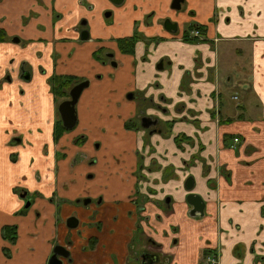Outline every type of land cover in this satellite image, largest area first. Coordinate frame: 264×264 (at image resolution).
Instances as JSON below:
<instances>
[{
	"label": "crops",
	"instance_id": "crops-1",
	"mask_svg": "<svg viewBox=\"0 0 264 264\" xmlns=\"http://www.w3.org/2000/svg\"><path fill=\"white\" fill-rule=\"evenodd\" d=\"M172 3L0 0V28L10 37L0 41V264H48L57 243L71 253L65 264H139L138 233L166 264H203L205 249L219 253V264H264V0ZM191 23L206 25L204 41L183 40ZM136 28L161 39L123 53L117 39ZM99 49L111 60L95 58ZM54 73L90 80L76 105L77 132L111 150L105 186L85 181L95 166L75 169L83 152L64 162L70 149L62 144L73 135L54 141ZM143 115L173 122L144 128ZM132 118L140 128L126 127ZM178 135L191 138L177 143ZM139 163L148 180H138ZM137 185L150 197L139 208ZM15 187L41 194L25 213ZM189 193L204 199V216L190 214ZM14 223L11 244L2 228Z\"/></svg>",
	"mask_w": 264,
	"mask_h": 264
},
{
	"label": "trees",
	"instance_id": "trees-1",
	"mask_svg": "<svg viewBox=\"0 0 264 264\" xmlns=\"http://www.w3.org/2000/svg\"><path fill=\"white\" fill-rule=\"evenodd\" d=\"M195 28L200 29L203 33H205V31H206V25L191 23L184 30V33H183V40L184 41L199 42V41L205 40V39H200L198 37H193L190 35L191 31L194 30ZM7 39H9L8 35L6 34V32L3 29L0 28V41H6ZM150 39H155L156 41H160L161 38L160 37H152ZM150 39L148 37L144 36L143 33H141L136 28L135 32L132 36L119 38V39H117V41H118L119 48L123 53H133L134 49H135V45L139 40L148 41ZM103 54H105V53L102 52V49H99V50L94 52V57L98 58L102 61L111 60V58L108 57V54H105L106 56H104ZM80 81H82V79L80 77L74 76V75H59V74L52 75L49 79V82L51 85V92L53 93L57 102H59L61 100V98L67 97L69 90L75 84H77ZM135 120H136L135 118L129 119L125 124L126 127L127 128H132V127L140 128V126H138L135 123ZM172 122L173 121L166 122V123L168 124V123H172ZM66 131H67V129L62 124V121L57 118L56 122H55V126H54V131H53L54 141L57 142L60 139V137ZM190 138L191 137H187L185 135L184 136L178 135L177 138H175V139H176L177 143H180L181 141H184L185 139L190 140ZM139 166H140V168H142V164L139 163ZM14 191L19 193L21 191V189L18 187H15ZM38 195H40V194H38ZM138 197L141 200V203H139V205H138L139 207L142 205V203L150 201V199L148 197H145L144 195H139V193H138ZM25 211H26V209L24 208L21 211V213H25ZM2 236L5 240H7L11 243H15L17 240V237H18L17 225H5V226H3ZM3 250L7 256L11 255V251L9 248L4 247ZM204 252L209 253L210 250L206 249V250H204Z\"/></svg>",
	"mask_w": 264,
	"mask_h": 264
},
{
	"label": "water",
	"instance_id": "water-1",
	"mask_svg": "<svg viewBox=\"0 0 264 264\" xmlns=\"http://www.w3.org/2000/svg\"><path fill=\"white\" fill-rule=\"evenodd\" d=\"M115 3H122L124 0H113ZM183 0H173L172 7L176 9H180L182 5ZM165 27L169 31H176L177 30V24L172 22L170 19L165 20ZM89 37V31L87 29L83 30L81 32V39H88ZM16 41H19L18 38H15ZM115 64V62H113ZM23 76L25 73L24 68L22 69ZM89 85V81H82L76 85H74L69 94L70 98L62 101L58 106V111L60 113L62 122L64 126L67 129H71L75 127V125L78 122V115H77V109L76 105L77 102L83 92V90ZM157 119H152L149 116H143L141 118V125L144 128H149L153 124H157ZM192 183V184H190ZM186 187L190 190L193 188V182L192 179L189 178L186 182ZM21 198H26L27 192L22 193ZM146 197V196H145ZM169 198V197H168ZM90 199L85 200L84 202H89ZM167 201L169 199H166ZM187 201L192 206V209L190 211V214L192 216H204L205 215V207L206 203L201 195L196 193H189L187 195ZM31 205V200H27L25 204V208H28ZM79 220L76 216H70L67 219V225L70 228H75L78 226ZM70 252L69 250L63 246V245H56L53 249V253L51 257L49 258L48 264H64V258H69ZM154 257V255L152 256ZM146 258V254L143 255V259Z\"/></svg>",
	"mask_w": 264,
	"mask_h": 264
},
{
	"label": "rangeland",
	"instance_id": "rangeland-1",
	"mask_svg": "<svg viewBox=\"0 0 264 264\" xmlns=\"http://www.w3.org/2000/svg\"><path fill=\"white\" fill-rule=\"evenodd\" d=\"M102 52H104L103 49H102ZM4 78H6V76L3 77V79ZM4 80L7 81L8 79H4ZM57 104H58V102H57ZM58 119H60V117H58ZM158 123H161V122H158ZM78 126L79 125L77 124L76 127L69 129L64 133V135H73L74 136V139L72 141H69L66 144H62V146H64L65 148L67 146H69V149H70V151H63L62 152L63 155L67 154L66 155L67 159L64 162L69 161V159L72 156V153L75 149H76L75 150L76 152H77V150L79 152H83L84 153L83 156L78 154V161L79 162L75 166V169H79V171L80 170L84 171L85 168L80 167L84 164H88V166L91 168H93V166H95V168H97L96 171H93V170L86 171V173H85L86 180L85 181L89 182V184L93 187L99 188V187L105 186L104 182H105L106 176L104 173L106 172V167L109 166V162L113 163L112 160H107L110 156L111 150L105 146V141L100 139L99 138L100 136H95L93 133H90V132L87 133L85 131H78L77 132ZM162 126L165 129H166V127L168 128L167 123H165V124L161 123L160 127H162ZM165 129H163V130H165ZM87 130H89V129H87ZM88 142H91V144H87ZM70 143H72L74 145L73 148L70 147ZM77 144L81 145V146H77ZM98 144H99V146H98ZM115 161H117V159H115ZM106 162H108V163H106ZM92 175H93V177H90ZM100 196H101V194L99 195L98 199L100 198ZM93 198L95 200H97L95 197H93ZM10 225H17V224L14 223V224H10ZM17 227H18V225H17ZM7 242H9V241H7ZM9 243H11V242H9ZM11 244H13V243H11ZM135 244H136L135 245V247H136V255L135 256L140 260V262H141V255L143 253H145L146 251H152V252H155V254H159V252L157 251L156 245H153L151 243V241L143 233L137 234ZM5 247L9 248L10 251H12L11 247H9L7 245H5ZM140 262H139V264H141ZM165 264H166V262H165Z\"/></svg>",
	"mask_w": 264,
	"mask_h": 264
},
{
	"label": "flooded vegetation",
	"instance_id": "flooded-vegetation-1",
	"mask_svg": "<svg viewBox=\"0 0 264 264\" xmlns=\"http://www.w3.org/2000/svg\"><path fill=\"white\" fill-rule=\"evenodd\" d=\"M84 30V29H83ZM9 37V36H8ZM9 39H10V37H9ZM9 39H7V40H9ZM106 54V53H105ZM105 54H103L104 56H106ZM110 61V60H109ZM115 62V61H114ZM24 67H25V73L24 74H27L28 76H30V73H28L29 71H27V69H26V66H25V64L23 65ZM21 67V69H23L24 67ZM55 74H57V73H54L53 75H55ZM59 75H74V74H59ZM25 76V75H24ZM52 76V75H51ZM50 76V77H51ZM74 76H77V75H74ZM50 77H49V79H50ZM78 77H80V76H78ZM81 79H82V81H89V84H90V80L88 79V78H85V77H80ZM82 81H80V82H82ZM80 82H78V83H80ZM77 83V84H78ZM76 85V84H75ZM89 86V85H88ZM87 86V87H88ZM86 87V88H87ZM85 88V89H86ZM84 89V90H85ZM71 90V89H70ZM70 90H69V92H70ZM84 90H83V92H84ZM69 92H68V96L67 97H65V98H61V100L58 102V106H59V104L62 102V101H64V100H66V99H69L70 98V94H69ZM82 92V93H83ZM82 95V94H81ZM81 97V96H80ZM80 99V98H79ZM79 101V100H78ZM78 103V102H77ZM58 106H57V118L58 117H60V119H61V116H60V113H59V111H58ZM76 109H77V107H76ZM78 115V114H77ZM146 116V115H145ZM147 116H149V117H151L153 120L154 119H157V118H155V117H153V116H151V115H147ZM56 118V119H57ZM141 118L142 117H140V118H138V120L141 122ZM61 121H62V119H61ZM56 122V121H55ZM158 123V122H157ZM62 124H63V122H62ZM77 124H78V122H77ZM77 124L75 125V127L77 126ZM64 125V124H63ZM154 125L156 126V124H153L152 126L154 127ZM152 126H150L149 128H152ZM65 127V126H64ZM66 128V127H65ZM74 128V127H73ZM67 129V128H66ZM72 129V128H71ZM67 130H69V129H67ZM165 134L168 136L169 135V131H165ZM64 135V134H63ZM62 135V136H63ZM61 136V137H62ZM61 137H60V139H61ZM59 139V140H60ZM58 140V141H59ZM142 167H143V165H142ZM141 170H142V168H140V166L138 167V171H139V173H138V180H148L147 179V177H146V175L143 173L142 174V172H141ZM23 190V189H22ZM20 191L19 193H20V195L22 194V193H24V192H27V196H26V198H23V199H25V202L29 199V200H31V203H32V201L34 200V195L36 194V195H38V194H40V193H38V192H35V193H32L31 194V196H29V193H28V191L27 190H23V191ZM137 190H139V188H138V185H137ZM136 190V191H137ZM137 193V195H138V193L139 192H136ZM41 195V194H40ZM39 195V196H40ZM87 199H90L89 197H87V198H85V199H78L77 200V202H83L85 205H87L89 202H91V199L89 200V202H87V203H85L84 201L85 200H87ZM100 200V198L99 199H97V202L99 203V202H101V201H99ZM26 204V203H25ZM24 208H25V205H24ZM138 208H139V206H138ZM26 209V208H25ZM79 220V219H78ZM79 224V223H78ZM138 227H139V225H138ZM76 228V227H75ZM150 241H151V243L152 244H154V241L152 240V239H149ZM56 245H63V246H65L66 248H67V246L66 245H64V244H61V243H57ZM55 245V246H56ZM54 246V247H55ZM54 249V248H53ZM68 249V248H67ZM70 252V251H69ZM144 254H146V258L145 259H143V255ZM154 255V257H152ZM65 260H68L69 262L70 261H72V257H71V253H70V255H69V258H64V264H65ZM139 260V259H138ZM49 262V261H48ZM139 262H140V260H139ZM141 264H165V260H164V258H162V260H161V258H160V255L159 254H155V252H152V251H146L145 253H143L142 255H141V262H140Z\"/></svg>",
	"mask_w": 264,
	"mask_h": 264
},
{
	"label": "built area",
	"instance_id": "built-area-1",
	"mask_svg": "<svg viewBox=\"0 0 264 264\" xmlns=\"http://www.w3.org/2000/svg\"><path fill=\"white\" fill-rule=\"evenodd\" d=\"M191 36L202 38L204 36V33L200 30L195 28L191 31ZM236 98V97H235ZM240 141V138L238 136L234 137V142L238 143ZM204 264H219V253L217 251H211L205 256Z\"/></svg>",
	"mask_w": 264,
	"mask_h": 264
}]
</instances>
